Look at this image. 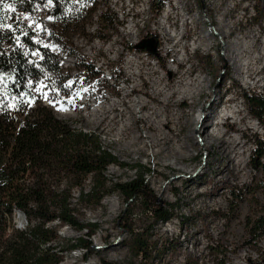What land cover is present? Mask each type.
Here are the masks:
<instances>
[{
    "label": "rangeland",
    "instance_id": "374dc122",
    "mask_svg": "<svg viewBox=\"0 0 264 264\" xmlns=\"http://www.w3.org/2000/svg\"><path fill=\"white\" fill-rule=\"evenodd\" d=\"M96 3L91 18L83 12L67 35L76 52L94 64L111 85L103 93L96 88L99 81L79 72L73 57L46 41L48 31L55 29L48 15L40 17L47 31L32 15L24 17L36 32V40L58 54L62 75L70 76L62 99L53 104L55 114L75 121L77 126L97 130L104 147L120 163L148 170L147 199L151 205H174V217L149 231L155 239L175 241L178 237L174 256L165 260L168 264H182L186 254H198L211 264L207 248L217 243L227 248L231 264H246L248 257L255 259L257 251L264 253V236L252 241L244 223L264 207V157L258 160L254 150L256 140L259 148L264 147V119L260 122L250 116L241 93L264 95V61H257L264 50L252 40L253 35L264 39V0H166L157 15L151 0ZM51 6L48 2L45 10ZM105 11L119 23L113 32L98 28V17ZM223 19L234 29L229 42H240L245 47L255 44L250 55L239 58L240 64L254 63L253 75L247 76L245 70L238 73L231 64L226 68L227 61L222 58L226 39L216 35L218 22ZM200 37H205L210 46L200 43ZM146 42L158 45V51L144 52L139 46ZM128 45L134 50L128 51ZM32 57L38 59L35 52ZM111 74L126 82H113ZM201 81L204 89L199 96L182 98L175 93L195 89ZM156 89L160 93L156 94ZM142 104L145 106L136 108ZM206 114H210L208 120L202 126L199 122L198 130L213 138L223 136L226 157L210 144V139L202 143L193 133L184 148V160L177 161L168 147L175 151L183 142L186 124ZM156 137L162 149L157 156L152 155L156 148L151 145ZM105 175L115 182L127 181L136 173L131 168L111 165ZM88 185L87 181L86 189ZM78 195L75 189L73 197ZM78 208L81 223L97 225L91 237L95 252L83 259L81 250L69 251L60 264H100V258L138 264L126 249L123 230L128 226L141 231L151 226L142 202H126L112 194L98 206ZM14 224L22 228L25 221ZM58 234L75 240L85 231L63 225L58 227Z\"/></svg>",
    "mask_w": 264,
    "mask_h": 264
},
{
    "label": "trees",
    "instance_id": "16d2710c",
    "mask_svg": "<svg viewBox=\"0 0 264 264\" xmlns=\"http://www.w3.org/2000/svg\"><path fill=\"white\" fill-rule=\"evenodd\" d=\"M165 1L151 0L150 5L156 4V15ZM48 2L52 6L45 10ZM96 7V0H0V264H60L63 255L74 250H81L86 259L95 252L91 237L97 225L81 223L78 206H98L112 194L126 202H142L150 215L151 226L147 230L128 226L123 230L130 256L138 264H168L166 258L174 256L178 237L175 241L160 240L149 232L154 225L165 224L174 217V205H151L147 199L146 168L120 163L104 147L97 130L77 126L75 121L55 114L53 104L62 99L70 76L62 75L58 54L37 41L36 32L24 20L32 15L47 31L40 17L48 15L55 29L48 31L46 41L73 57L79 72L87 79L99 81L96 88L103 93L111 85L94 64L76 52L67 35L78 16L86 11L90 19ZM107 15L106 11L99 15L98 28L113 32L119 23L115 16ZM139 47L154 54L159 48L147 42ZM126 49L134 50L129 45ZM34 52L37 60L32 57ZM57 75L62 78H52ZM110 77L113 82H126L123 77ZM241 97L250 116L262 122L264 95L242 91ZM254 142L261 160L264 147L259 148L257 140ZM111 165L131 168L136 175L127 181H109L105 172ZM75 189L79 192L76 199ZM15 211L26 220L22 228L15 227ZM63 225L85 234L66 240L58 234V227ZM244 229L254 242L264 236V207L246 218ZM207 249L211 264H231L223 244ZM256 255L255 259L248 257L246 264H264V253L257 251ZM208 261L198 254H186L182 264ZM100 264L118 263L100 258Z\"/></svg>",
    "mask_w": 264,
    "mask_h": 264
},
{
    "label": "bare ground",
    "instance_id": "6f19581e",
    "mask_svg": "<svg viewBox=\"0 0 264 264\" xmlns=\"http://www.w3.org/2000/svg\"><path fill=\"white\" fill-rule=\"evenodd\" d=\"M226 15V12L223 13L222 17L224 18ZM168 19V17L166 18ZM216 35H219L222 39H226L225 42H223L222 45V51H223V55L222 58L223 60H226V68L229 69L230 66L229 64H231V67H233L234 69H236V71L238 73H241L243 70H245V74H247V76H251L253 75L256 70H254V63L251 61L246 62L245 64H240V57L243 55H250L253 47L255 46V44H251L250 46H246L243 45L240 42H229V38L234 35V29L231 26H228L227 24L224 23V19L218 22L217 28H216ZM199 42L205 44L207 47L210 46L209 41L205 38V37H200L199 38ZM252 40L255 43H259L261 45V48L264 50V39L260 40L259 36L257 35H253L252 36ZM260 60L264 61V52H260V55L257 59V61L259 62ZM244 65V66H243ZM264 66L261 68V70H263ZM260 70V71H261ZM259 81V79L257 80V82ZM204 89V85H203V81L199 82L196 86L195 89H190V88H184L183 90H179L175 93L180 94L182 98H184L187 95H190V97H194L195 95L199 96L201 94V92ZM192 91V94H190V92ZM156 94L160 93V90L156 89L155 91ZM139 103V102H138ZM213 103V101L211 102ZM145 105L142 104L141 106H137L136 108H142ZM210 114H206L204 118L200 119V116L197 117V119L194 121L189 122V124H186V130L184 135L181 137V139L183 140V142L178 144V147L175 148L174 151V147H168V150L170 151V154L173 155L177 161H182L184 160V157L186 156V151H185V146L186 143L190 140L193 139L192 135L193 133H195L194 138L197 139L199 138V141L203 143V140L205 139H210L211 142L210 144L212 146H215L217 149H219V152L222 153V155H225V147L226 145L225 140H223V136H220L219 138H217V136L215 138H213V136L211 134L209 135H205L199 132L198 128H199V122H201V126L202 124H204L203 122H206V120H208L207 118L209 117ZM148 117H146L147 119ZM206 118V119H205ZM201 128V127H200ZM205 131V130H204ZM213 134V132H212ZM204 137V139H203ZM151 145L152 147L156 148L153 152L152 155L157 156L158 154L161 153V147H160V143H158V137H156L155 139H153L151 141ZM17 221H25V218L22 216V214L19 211H15V220L14 222ZM21 226V225H20Z\"/></svg>",
    "mask_w": 264,
    "mask_h": 264
}]
</instances>
